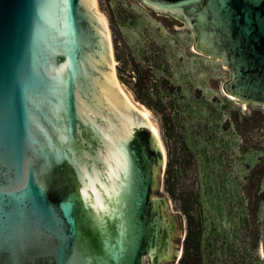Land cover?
Returning <instances> with one entry per match:
<instances>
[{
  "label": "water",
  "instance_id": "water-1",
  "mask_svg": "<svg viewBox=\"0 0 264 264\" xmlns=\"http://www.w3.org/2000/svg\"><path fill=\"white\" fill-rule=\"evenodd\" d=\"M138 1L229 70L236 103L264 106V0ZM117 82L95 0H0V264L180 257L159 129ZM259 230L264 260V210Z\"/></svg>",
  "mask_w": 264,
  "mask_h": 264
},
{
  "label": "rangeland",
  "instance_id": "rangeland-1",
  "mask_svg": "<svg viewBox=\"0 0 264 264\" xmlns=\"http://www.w3.org/2000/svg\"><path fill=\"white\" fill-rule=\"evenodd\" d=\"M95 10L118 83L159 129L162 193L186 227L177 264H264V106L230 99L229 70L198 53L186 27L171 34L156 19L167 15L138 0H95Z\"/></svg>",
  "mask_w": 264,
  "mask_h": 264
},
{
  "label": "flooded vegetation",
  "instance_id": "flooded-vegetation-1",
  "mask_svg": "<svg viewBox=\"0 0 264 264\" xmlns=\"http://www.w3.org/2000/svg\"><path fill=\"white\" fill-rule=\"evenodd\" d=\"M165 224L168 227V231H169V235H170V243L173 244V240L177 234L176 228L173 225V223H171L170 218H165ZM178 247L179 246H177V248ZM179 259H180V257L178 258V255L173 254V252L171 250V252L169 253V258L165 257L164 253H161V255L156 260L146 258L145 264H177Z\"/></svg>",
  "mask_w": 264,
  "mask_h": 264
},
{
  "label": "bare ground",
  "instance_id": "bare-ground-1",
  "mask_svg": "<svg viewBox=\"0 0 264 264\" xmlns=\"http://www.w3.org/2000/svg\"><path fill=\"white\" fill-rule=\"evenodd\" d=\"M103 18V17H102ZM105 21V20H104ZM105 23H106V21H105ZM106 25H107V23H106ZM194 53H196L195 51H194ZM118 83V82H117ZM118 85H119V87H120V89L124 92V94L128 97V95L126 94V92L123 90V88L120 86V84L118 83ZM129 98V97H128ZM229 98L230 99H233L232 97H230L229 96ZM129 100L134 104V106L143 114V116L147 119V120H149V121H151V116L149 117V113L146 111V109H141V108H139L130 98H129ZM152 122V121H151ZM162 143V142H161ZM164 148V147H163ZM164 154H165V150H164ZM165 156H166V154H165Z\"/></svg>",
  "mask_w": 264,
  "mask_h": 264
},
{
  "label": "trees",
  "instance_id": "trees-1",
  "mask_svg": "<svg viewBox=\"0 0 264 264\" xmlns=\"http://www.w3.org/2000/svg\"><path fill=\"white\" fill-rule=\"evenodd\" d=\"M192 256H193L195 259L199 258V257H198V256H199L198 251H196L195 254H192Z\"/></svg>",
  "mask_w": 264,
  "mask_h": 264
}]
</instances>
